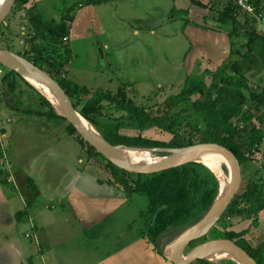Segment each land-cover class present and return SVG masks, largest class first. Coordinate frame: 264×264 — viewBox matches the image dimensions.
<instances>
[{
	"label": "trees",
	"instance_id": "trees-1",
	"mask_svg": "<svg viewBox=\"0 0 264 264\" xmlns=\"http://www.w3.org/2000/svg\"><path fill=\"white\" fill-rule=\"evenodd\" d=\"M32 1L34 0H14V6L24 7ZM61 1L63 9L59 19L42 18L39 13L32 14L31 27L23 40V49L16 53L43 68L62 88L75 110L112 145L179 147L199 142H216L227 147L238 159L241 182L237 193L216 223L223 221L229 225L230 219L240 218L256 220L264 210V119L258 114L259 110H264V88L259 91L251 87L241 65L233 58L242 56L233 37L245 35L249 45L247 52L251 51L250 44L257 40L264 44V34L254 26L257 22L255 17L240 12L232 1L227 0L226 6L214 18L217 23L215 26L201 24L219 31L223 30L224 24L231 25L230 30H227L232 39L230 53L214 71L205 70L211 76L209 84L205 78L186 77L177 93L148 106L138 105L131 98L125 97L122 88L116 92L91 91L67 78V66L71 59L69 29L77 7L82 3L113 0H78L76 4L69 0ZM188 1L187 11L194 7L202 9V17L210 19V5L215 4L214 0L210 4L201 0ZM250 1L257 9L262 10L261 0ZM2 48L9 49L0 46ZM7 86L10 91L14 87L12 82H8ZM206 88L209 90L208 96H205ZM39 95L43 103L50 107L47 113L49 116L66 120L54 112L50 102L42 94ZM200 122L204 123L201 131L195 129V125ZM146 130H158L169 138L147 136ZM66 132L77 139L81 150L90 159L93 158L94 164L102 166L106 182L127 193L135 192L146 196V206L139 211L143 219V228L139 229V233L152 242L159 253H162L165 244L199 218L191 212L189 176L193 174L199 178V171L204 172V178L201 179V201L206 209L218 192L216 177L201 163L190 162L151 173L130 172L103 157L69 122ZM250 166L251 172L247 170ZM213 230L219 234L218 237L233 240L258 264H264V240L250 244L244 237L246 231L234 232L225 228L221 233L215 224L209 232ZM197 261L200 264H214L206 259Z\"/></svg>",
	"mask_w": 264,
	"mask_h": 264
},
{
	"label": "rangeland",
	"instance_id": "rangeland-1",
	"mask_svg": "<svg viewBox=\"0 0 264 264\" xmlns=\"http://www.w3.org/2000/svg\"><path fill=\"white\" fill-rule=\"evenodd\" d=\"M69 1L75 4L78 2V0ZM201 1L210 4L212 0ZM214 2L215 4L210 5L212 9L210 19L202 17L204 15L202 9L198 10L194 7L187 11L188 0H113L102 3H82L77 7L75 17L70 24L71 59L67 66V78L91 91L116 92L117 89L122 88L125 97L131 98L138 105L148 106L162 102L168 95L177 93L186 77L205 78L206 83L209 84L211 76L206 74L205 70L214 71L228 57L226 43L230 45L232 40L227 31L231 28L230 24H224L221 31L201 25L202 23L212 26L217 24L214 18L217 17L219 10L226 6L227 0H214ZM261 6L264 12V0H261ZM62 9L61 0H34L24 7L14 6L13 3L3 21L0 22V46L14 52L22 50L23 40L31 27L32 14L39 13L42 18L59 19ZM197 11L199 13H195ZM262 25L264 26L261 21L254 24L255 28L264 34V30H261ZM244 36L241 34L233 37L235 46L242 53V56H233V58L241 65L251 87L262 91L264 88V44L257 40L250 44L251 51L247 52L249 45ZM10 76H14L16 84L23 82L19 76L12 74L7 67L0 64V87L3 85V78ZM4 80L6 83L15 82L9 79ZM8 89L5 85L4 89L0 88V92L4 91V97H10L16 108L25 110V112L18 110L19 114L32 119L29 115L41 114L39 113L41 111L45 114L38 116L39 122L43 121L46 126L48 124L54 129L56 123H59L58 139L61 152L58 173L60 176L65 171L64 175L67 174L68 179L73 178L75 183H84L85 189L92 192L104 190L109 193L117 188L116 191L119 190L127 195L129 201L123 209L129 216L133 215V218L146 206L145 195L135 192L127 193L120 187L106 186L97 181V177L102 182L105 181L106 176L102 166L94 164L93 158L90 159L81 150L77 139L66 132L67 120L47 114L50 107L42 102L39 93L31 88V90L27 89V92L31 94L27 97V101L24 93H19L17 90L10 94ZM208 95L209 90L206 88L205 96ZM26 105L33 107V111L29 113ZM258 114L264 119V110H259ZM203 127V122L195 125V129L199 131ZM146 135L158 139L169 138L167 134L158 130H146ZM62 152L66 154L63 155ZM11 166L12 170L18 168L14 161ZM46 170L45 168L43 172ZM223 170L226 171L225 165ZM247 170L251 172L252 166ZM199 176L197 178L191 174L188 186L191 212L195 217H199L197 220L210 207L206 209L201 201L203 192L201 179L204 178V172L199 171ZM34 177L37 184H40V180L43 179L42 174L37 173ZM8 187H10L9 192L17 193L11 183ZM43 194L49 205L56 206L54 209H62V205L57 202V197L55 200L48 201L52 193L43 190ZM135 218L134 223H139V229H142V217L139 214V221ZM215 227L221 233L225 228L234 232L246 231L244 235L246 240L250 244L258 243L264 240V210L259 213L256 220L230 219L229 225L221 221L215 223ZM213 231L194 240L193 243L191 241L183 254L186 255L192 247L201 242L220 238L219 234ZM195 263L200 264L197 260ZM213 263L236 264L232 260Z\"/></svg>",
	"mask_w": 264,
	"mask_h": 264
},
{
	"label": "crops",
	"instance_id": "crops-1",
	"mask_svg": "<svg viewBox=\"0 0 264 264\" xmlns=\"http://www.w3.org/2000/svg\"><path fill=\"white\" fill-rule=\"evenodd\" d=\"M226 47L230 53L228 43ZM4 79L15 81L14 76L4 77L2 89L7 86ZM22 81L12 82L8 93L18 90L27 100L31 95L27 89L37 90ZM4 93L0 92V264H173L140 236L139 223H134L139 213L133 218L123 209L127 195L116 187L109 193L92 192L84 183L68 179L65 171L59 175V123L54 129L39 122L41 111L28 114L33 120L28 119ZM37 173L42 174L40 184L34 177ZM97 181L116 186L98 177ZM9 183L17 193L9 192ZM42 189L52 193L48 201L57 197L62 209L49 205Z\"/></svg>",
	"mask_w": 264,
	"mask_h": 264
},
{
	"label": "water",
	"instance_id": "water-1",
	"mask_svg": "<svg viewBox=\"0 0 264 264\" xmlns=\"http://www.w3.org/2000/svg\"><path fill=\"white\" fill-rule=\"evenodd\" d=\"M13 3L14 0H3L0 4V22L9 12ZM0 64L7 67L9 70L16 72L29 82L50 102L54 112L71 123L84 140L101 153L103 157L130 172L151 173L177 167L190 162H198L206 166L214 174L217 182L219 183L218 176L212 170L211 166L206 163L209 159L204 156V152L213 151L224 156L229 162L231 168L230 178L227 185L223 189L222 193H220V186H218V192L207 211L199 220L186 227L175 238L169 241L164 246L163 255L173 264H191L198 259L207 260L205 256L212 252L228 251L240 259L244 264H258L242 247L236 244L233 240L227 238L206 240L192 247L186 255L183 254L184 249L191 241L209 233L238 191L241 182V168L238 159L231 150L216 142H199L179 147L112 145L104 139V137L96 129L95 133L87 128L79 120V118L76 117V110L71 105L62 88L43 68L9 49H0ZM26 77L36 78L41 83L45 84L55 99H49L29 80H27ZM115 147L142 150L150 152L154 155H161L158 156V160L151 163H134L119 160L115 154ZM202 158L203 160H201Z\"/></svg>",
	"mask_w": 264,
	"mask_h": 264
},
{
	"label": "bare ground",
	"instance_id": "bare-ground-1",
	"mask_svg": "<svg viewBox=\"0 0 264 264\" xmlns=\"http://www.w3.org/2000/svg\"><path fill=\"white\" fill-rule=\"evenodd\" d=\"M3 0H0V4ZM36 88H38L44 95H46L49 99L54 100L53 94L50 92L49 88L38 81L33 77H26ZM76 117L90 130L96 133L94 127L77 111L75 113ZM115 154L119 160L134 162V163H151L153 161L158 160V155H154L147 151L135 150V149H125L122 147H115ZM204 156H206L209 161L206 163L211 166L212 170L218 176V180L220 183V193H222L223 189L227 185L230 178V164L227 159L219 153L208 151L204 152ZM203 160V158L201 159ZM225 165L226 171L224 172L223 166ZM228 169V171H227ZM207 260L212 262H218L221 260H232L236 264H244L240 259H238L235 255L228 251H215L205 256ZM228 262V261H227Z\"/></svg>",
	"mask_w": 264,
	"mask_h": 264
},
{
	"label": "built area",
	"instance_id": "built-area-1",
	"mask_svg": "<svg viewBox=\"0 0 264 264\" xmlns=\"http://www.w3.org/2000/svg\"><path fill=\"white\" fill-rule=\"evenodd\" d=\"M232 1L244 14H249L255 17L257 21H261L264 24V12L261 9H257L250 0H230ZM264 30V29H262ZM2 170L6 172L8 170L7 165L2 167Z\"/></svg>",
	"mask_w": 264,
	"mask_h": 264
}]
</instances>
